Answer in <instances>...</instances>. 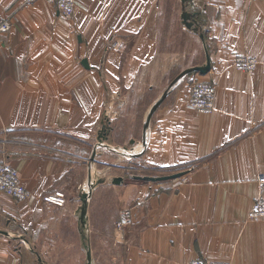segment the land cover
I'll list each match as a JSON object with an SVG mask.
<instances>
[{"label": "crops", "instance_id": "0c3cea01", "mask_svg": "<svg viewBox=\"0 0 264 264\" xmlns=\"http://www.w3.org/2000/svg\"><path fill=\"white\" fill-rule=\"evenodd\" d=\"M23 2L0 0V160L31 196L0 193V264H264V218H247L264 197V0H76L69 17ZM236 55L258 65L226 77ZM207 59L215 106L199 113L184 83L196 73L179 76ZM144 96L125 160L142 169L77 192L81 158L63 141L92 142ZM55 191L65 204L44 201Z\"/></svg>", "mask_w": 264, "mask_h": 264}, {"label": "built area", "instance_id": "2783aa9c", "mask_svg": "<svg viewBox=\"0 0 264 264\" xmlns=\"http://www.w3.org/2000/svg\"><path fill=\"white\" fill-rule=\"evenodd\" d=\"M36 1H44L53 4L58 13L63 17H69L75 9L76 0H24V6L34 4ZM256 2V0H251ZM12 27V18L10 16H5L0 18V36L8 32ZM258 65V59L248 55H236L231 66L226 71V77H229L232 70L236 71H252ZM189 88V94L187 96V105L190 109L197 112L209 113L214 110L215 106V95H216V85L206 79H199L193 81ZM258 186L262 190L264 188V174L258 179ZM0 193H4L8 196H12L17 200L23 201L29 198L31 195L30 191L23 186L20 181V176L18 170L0 160ZM44 201L49 202L53 205L61 206L66 202V194L62 191H55L51 195L44 197ZM247 218L250 219H263L264 218V197L259 196L253 201L251 205ZM132 210H123L115 224V231L123 234L125 230L130 228L132 224ZM188 264H232L228 260L220 261H210L204 260L202 258H194Z\"/></svg>", "mask_w": 264, "mask_h": 264}, {"label": "rangeland", "instance_id": "374dc122", "mask_svg": "<svg viewBox=\"0 0 264 264\" xmlns=\"http://www.w3.org/2000/svg\"><path fill=\"white\" fill-rule=\"evenodd\" d=\"M200 75L201 74L193 73V76H188L185 78L184 83H187L186 86L189 88V85L193 83V81L203 79L200 77ZM148 100L149 98L144 96L137 102V104L130 107L124 117H122L121 123L118 125L115 123L112 124V128L105 127L107 130L101 127L97 131V136H95V139L92 142L87 140L81 141L77 139L78 145L75 146L74 141L72 143L70 141H63L61 148L65 151V153L74 151L81 158L79 162H76L80 167V173L75 174L73 177L74 179L78 180V184L81 185V188L78 184L76 185L75 189L77 192L83 190L84 185L85 190L89 189L90 186L95 183V177L102 178L105 176V172H108L112 175H117L119 173L123 174V176L126 177V181L129 179H135V177L133 178L129 176V174H131V170L127 172V169L131 166H134V169H137L138 167L139 169H142V167L136 162L126 163L125 160L130 154L129 149L131 147V138H135L137 140L139 138L140 140V129H142V124L144 123L143 110L146 106V101ZM104 121L105 119L103 122ZM65 142H67V144H65ZM58 155L62 156L61 153ZM1 156L2 152L0 151V158H2ZM136 165H138V167H136ZM143 168L146 167L143 166ZM89 176L90 182L87 185L85 183L86 181H89ZM115 180L116 179H114V181ZM119 182H121V180ZM104 246L106 249L107 247H110L108 246V243L103 244V247ZM106 251L107 250H105V252ZM117 252L119 253V261L121 262V258L124 257L123 245H120Z\"/></svg>", "mask_w": 264, "mask_h": 264}, {"label": "water", "instance_id": "95a60500", "mask_svg": "<svg viewBox=\"0 0 264 264\" xmlns=\"http://www.w3.org/2000/svg\"><path fill=\"white\" fill-rule=\"evenodd\" d=\"M193 18V14L191 13H188V12H184L182 14V20H183V23L186 27H189V28H192L191 26L193 25V22L190 21L191 19ZM195 32H197V28H194ZM201 38H203V35L202 33L199 34ZM85 63V62H84ZM209 69H210V63H209V60L207 59L206 63L205 64H202V65H199V66H196V67H192V68H188V69H185L179 76L180 77H183L185 74H188V73H191V72H195V73H198V74H206L209 72ZM121 179L120 178H117L115 180V182L119 183ZM82 199L84 200L86 198V196H88V193H82Z\"/></svg>", "mask_w": 264, "mask_h": 264}]
</instances>
